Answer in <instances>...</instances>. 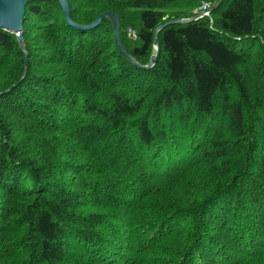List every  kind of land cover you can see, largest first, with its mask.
<instances>
[{
	"label": "trees",
	"instance_id": "trees-1",
	"mask_svg": "<svg viewBox=\"0 0 264 264\" xmlns=\"http://www.w3.org/2000/svg\"><path fill=\"white\" fill-rule=\"evenodd\" d=\"M70 2L142 64L212 10L150 68L57 0L0 27V264H264V0Z\"/></svg>",
	"mask_w": 264,
	"mask_h": 264
},
{
	"label": "water",
	"instance_id": "water-1",
	"mask_svg": "<svg viewBox=\"0 0 264 264\" xmlns=\"http://www.w3.org/2000/svg\"><path fill=\"white\" fill-rule=\"evenodd\" d=\"M29 1H33V0H0V27L10 32H15L19 37V42L21 45L23 44V28H24V20H25V15H26V4ZM57 1L61 4L69 24L76 28L90 29V28L96 27L103 21L105 17H108L113 25V28L115 31L116 43L120 51L124 55L128 56L136 65H138L139 67H144V68L152 67L157 61L159 50H160V44L158 41L157 34L160 29H162L163 27H165L166 25L170 23L186 22V21H190L198 17V16L192 17V18L180 17L178 19H170L166 21L165 23L161 24L156 29L155 36H154V45L157 50L156 54L149 64H142L133 55L128 53L127 49L123 46L121 42V39H120L121 19L118 13L114 11H105L102 14H100L93 22L89 24H81L75 21L72 17V6H71L70 0H57ZM210 10H212V8ZM28 68H29V59L26 55L25 70H24L21 80L26 76ZM19 82L13 84L10 88L5 90L4 92L13 89L14 87L18 85ZM0 93H3V92H0Z\"/></svg>",
	"mask_w": 264,
	"mask_h": 264
},
{
	"label": "rangeland",
	"instance_id": "rangeland-1",
	"mask_svg": "<svg viewBox=\"0 0 264 264\" xmlns=\"http://www.w3.org/2000/svg\"><path fill=\"white\" fill-rule=\"evenodd\" d=\"M203 2V1H202ZM207 5V6H206ZM201 6V7H200ZM208 7H209V4L208 3H201L197 9L194 10L195 13H198V12H201L195 16H200V15H208L210 14V10H208ZM180 10L181 8L179 6L177 7H173L172 9H168V11H170L171 15L170 16H173V17H176V16H180ZM208 11V12H207ZM204 12V13H203ZM180 17H183V16H180ZM178 17V18H180ZM178 18H173V19H178ZM185 18H190V17H185ZM129 29H133L131 26H128L127 29H126V33H127V36L131 39V40H135L136 38V35H130L129 34ZM21 45V44H20ZM21 47L23 49H25V43H24V34H23V44L21 45Z\"/></svg>",
	"mask_w": 264,
	"mask_h": 264
},
{
	"label": "built area",
	"instance_id": "built-area-1",
	"mask_svg": "<svg viewBox=\"0 0 264 264\" xmlns=\"http://www.w3.org/2000/svg\"><path fill=\"white\" fill-rule=\"evenodd\" d=\"M129 34H130V35H133V34L136 35V32H135L134 29H129Z\"/></svg>",
	"mask_w": 264,
	"mask_h": 264
},
{
	"label": "bare ground",
	"instance_id": "bare-ground-1",
	"mask_svg": "<svg viewBox=\"0 0 264 264\" xmlns=\"http://www.w3.org/2000/svg\"><path fill=\"white\" fill-rule=\"evenodd\" d=\"M207 6V5H206ZM208 12V11H207ZM204 13V12H203ZM154 66V65H153ZM41 109V108H40ZM42 110V109H41ZM45 110V109H44ZM41 117V116H40ZM40 120V119H39ZM125 196V195H124Z\"/></svg>",
	"mask_w": 264,
	"mask_h": 264
}]
</instances>
